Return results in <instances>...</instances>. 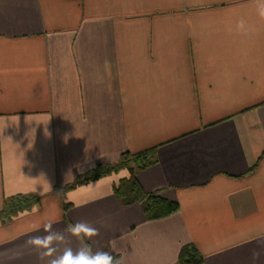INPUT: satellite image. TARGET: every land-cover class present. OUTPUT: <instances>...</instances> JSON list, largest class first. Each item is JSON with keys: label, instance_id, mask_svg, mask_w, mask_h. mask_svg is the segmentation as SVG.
Here are the masks:
<instances>
[{"label": "crops", "instance_id": "0c3cea01", "mask_svg": "<svg viewBox=\"0 0 264 264\" xmlns=\"http://www.w3.org/2000/svg\"><path fill=\"white\" fill-rule=\"evenodd\" d=\"M255 28L232 29L240 19ZM156 148L136 173L178 211L147 220L113 186L64 187L123 152ZM0 264H42L26 241L87 221L68 244L121 264H264V20L254 0H0ZM37 226H41L37 230ZM64 245L58 246V254ZM253 252L260 253L253 259Z\"/></svg>", "mask_w": 264, "mask_h": 264}, {"label": "trees", "instance_id": "16d2710c", "mask_svg": "<svg viewBox=\"0 0 264 264\" xmlns=\"http://www.w3.org/2000/svg\"><path fill=\"white\" fill-rule=\"evenodd\" d=\"M156 161L155 147L136 153L123 152L119 155L116 162L97 164L87 173L79 176L75 182L65 186L64 190L74 189L78 185L117 174L120 170L126 169L129 172V176L120 179L113 186L114 196L124 205L142 203L143 212L147 220L165 218L178 211V203L164 199L154 193L146 192L136 179L138 171L155 164ZM38 202L39 197L35 194H18L4 199L0 209V222H8L19 214L30 211ZM201 263L202 257L192 244H186L180 248L177 264Z\"/></svg>", "mask_w": 264, "mask_h": 264}, {"label": "clouds", "instance_id": "9594fccd", "mask_svg": "<svg viewBox=\"0 0 264 264\" xmlns=\"http://www.w3.org/2000/svg\"><path fill=\"white\" fill-rule=\"evenodd\" d=\"M256 13L264 20V0H254ZM236 34L248 36L255 32V28L248 25L242 18L232 29ZM41 226H37V230ZM44 235L30 237L26 244L34 249L42 264H121V261L107 251L98 250L93 252L86 244L74 250L67 242L65 232L80 240H90L98 235V229L87 221L70 223L64 230H56L53 222L48 221L42 225ZM64 245L63 251L58 254V246ZM260 253L253 252V259H258Z\"/></svg>", "mask_w": 264, "mask_h": 264}]
</instances>
